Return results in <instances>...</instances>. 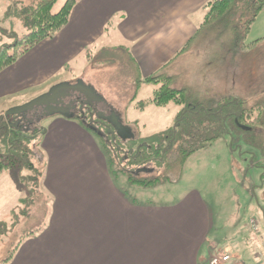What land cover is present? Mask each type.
<instances>
[{
  "label": "rangeland",
  "instance_id": "1",
  "mask_svg": "<svg viewBox=\"0 0 264 264\" xmlns=\"http://www.w3.org/2000/svg\"><path fill=\"white\" fill-rule=\"evenodd\" d=\"M24 1L0 0V48L2 45L13 44L14 38L27 33L26 26L15 12L16 9L22 8ZM65 1L57 0L52 12H57ZM100 5L103 9L114 12L103 27L105 33L100 37H97L98 35L93 37L95 39L93 45H89L83 52L80 51L79 56L73 60L66 63L64 60L67 57L60 54L63 52H59L58 47H49L45 44L35 55L25 54L15 63L0 71V73L3 71L6 73L2 79L0 78L1 92L9 87L7 83H13L26 72L31 73V71L38 70L45 65L46 57H53V62L47 66L53 68V74L50 76L52 80L41 89L28 87L18 89L22 91H11L13 93L9 97L3 95V100L0 102L4 104L3 115L8 110L29 103L43 95L47 90L49 91L48 85L69 81L74 83L83 76V79L94 83L96 89L103 95L106 106H108L107 102H111L120 111L117 113L121 124L124 120L126 121L129 126L128 130L138 136L137 143H148L151 148H154L165 143L166 137L171 134L170 130L175 135L176 131L179 132L182 126L194 119L198 120L197 125L202 121L198 113L189 116L185 114L186 106L192 104L215 111L217 105L210 101V98L221 96L249 99L253 91L239 89L240 86L232 80L231 72L234 73L237 70L232 65L213 63L212 67L199 74L200 60L207 61L204 54L207 46L204 40L198 39L199 41L193 44L188 53L174 60L164 69L166 75L175 77L174 84L171 85L173 89H185L189 92L190 103L185 105L169 103L163 107H156L152 104L143 105L140 108L139 106L133 107L132 104L151 99L154 87L146 84H142L139 89L135 87L134 67L128 59L127 50L122 46L125 44L123 38L125 33L115 32L113 29L115 27L118 29L121 24L128 23L127 9L122 8L118 11L112 3L107 1H102ZM99 9V4L96 8H92L91 2L80 8L71 28L65 32L64 39L76 36L81 29H90L91 22H97L101 18L98 14ZM201 13L203 17L206 10L201 9ZM251 26L252 30L244 39V44L264 37V8ZM120 30L123 29L120 28ZM86 34L83 33V35ZM50 40L53 41V39ZM86 50L92 53L90 58L85 54ZM8 53H12V50ZM215 54H218V50ZM39 72L41 71L37 74ZM10 88L14 87L10 86ZM253 102V100H248L247 109L242 111L245 112L243 117L248 116L249 118H244L242 123L234 120V124H253L257 112L260 111L250 107ZM183 115L184 120H182ZM238 115L240 116V113ZM76 120L83 126V130L72 128L71 121L59 114L40 118L37 123L35 121V127L40 128L41 133L38 132L35 141L29 144L32 151L30 155L32 167L23 166L21 169H12L0 177V228L3 227L5 231L4 236L0 237V262L15 247L19 246V240L33 236L47 224L49 196L43 189L44 174L53 171V165L56 163L71 162L83 151H94V145L107 155L109 170L115 176L114 181L119 184L133 185L135 190L130 193V199L138 203L167 202L182 192L196 189L202 193L211 206L213 217L224 231L232 224L235 228L242 221L253 218L259 225L258 234L264 241V158L262 156L264 149L258 143L262 132H246L244 135V133H234L231 129L229 132L215 130L209 135L216 134L217 139L206 143L205 146L187 157L184 164L173 163V168L169 169L167 164L170 162L166 158L162 165L157 166L160 169L155 165H143L147 168H156L153 173L134 174L128 172L132 170V167H130L131 163L125 161L124 155L119 152L113 153L110 142L103 132L92 129L84 120ZM197 125L192 127H198L197 134H199L202 130L201 124ZM67 137L68 142H64ZM202 137L198 136L195 140L199 142ZM179 146L176 143L172 146V150ZM153 157L160 158L157 154H153ZM154 178L159 179L160 182L150 184L149 182ZM3 229L0 231L2 232ZM250 243L252 247L253 244ZM24 245L23 241L19 250ZM222 253L225 251L219 249L211 257Z\"/></svg>",
  "mask_w": 264,
  "mask_h": 264
},
{
  "label": "crops",
  "instance_id": "2",
  "mask_svg": "<svg viewBox=\"0 0 264 264\" xmlns=\"http://www.w3.org/2000/svg\"><path fill=\"white\" fill-rule=\"evenodd\" d=\"M102 1L112 3L118 11L127 9L128 23L113 29L125 33L122 46L134 67L135 87L139 89L142 84L154 87L153 97L156 87L143 80L163 69L195 34L204 18L201 9L209 0H79L53 41L46 40L28 53L35 55L48 44L63 52L60 54L67 57L66 63L79 56L80 51L93 45V37L105 33L103 27L114 13L103 9ZM89 2L92 8L99 4L100 20L91 22L90 29H81L79 34L65 40V32L71 28L76 13ZM251 30L252 26L249 32ZM84 32L87 34L83 35ZM86 51L90 58L92 53ZM52 58L46 57L45 65L38 70L26 72L13 83H7L9 87L0 92V102L3 95L11 96V91L28 87L41 89L47 85L52 80L53 68L47 67L53 62ZM38 71L41 72L37 74ZM4 72L0 73L1 79ZM77 80L93 88L104 101L94 83L83 76ZM65 83L72 84L71 81ZM58 84L61 82L48 85L49 90ZM151 99L132 106L140 108L151 104ZM107 104L103 110L113 113L120 122V111L111 102ZM3 105L0 104V115L5 111ZM85 117L74 115L66 119L71 121L72 128L83 130L76 119ZM123 123L129 128L125 120ZM68 140L67 137L64 142ZM94 146V151H83L71 162L56 163L53 171L44 174L43 189L49 196L47 224L26 239L25 245L16 249L7 264H208L210 256L219 249L230 255L227 264H264V249H260L264 241L253 218L235 228L232 224L224 231L213 217L211 206L196 189L182 192L167 202L138 203L130 199V193L135 190L133 185L116 183L107 155ZM150 170L145 173L154 172ZM251 220L257 225L256 234L250 230ZM250 242L254 246L250 247Z\"/></svg>",
  "mask_w": 264,
  "mask_h": 264
},
{
  "label": "trees",
  "instance_id": "3",
  "mask_svg": "<svg viewBox=\"0 0 264 264\" xmlns=\"http://www.w3.org/2000/svg\"><path fill=\"white\" fill-rule=\"evenodd\" d=\"M78 1L66 0L60 9L53 13L52 9L57 0H25L22 8L16 9L15 12L26 26L27 33L14 38L13 44L1 46L0 71L16 62L42 41L53 39L67 24ZM203 8L206 13L195 34L163 69L161 68L155 74L143 80L145 83L156 87L150 103L157 107H163L169 103L175 105L190 103L189 92L185 89H173L171 85L174 84L175 77L166 75L164 69L170 66L174 60L188 53L198 39L204 40L207 46V51L204 52L207 61L200 60L199 74L216 63L225 64L226 66L230 64L237 69L234 73L231 72V76L232 80L240 86L239 89L253 92L249 95V99L233 96V98L221 96H216L214 99L210 98L209 100L217 105L215 111L192 104L186 106L185 114L188 116L196 113L201 115L202 121L199 122L201 132L197 134L198 127H192L197 125L196 122H198L197 119H194L190 123L185 122L187 125L182 126L183 128L179 132L176 131L175 135L170 130L171 134L166 137L163 145L151 148L148 143L134 141L127 148L128 151H132L129 152L131 156L138 154L137 163L139 166L149 164L157 167L160 164L162 165L166 158L170 162L167 164L169 169L173 168V163L176 165L178 163L184 164L187 157L205 146L206 143L217 139L218 135H209L210 132L215 130L219 132L227 130L229 132L231 129L234 133H244V135H246V132L260 131L262 133H260L258 143L264 149V47H262L264 38L248 45L243 43L255 18L264 8V0H209ZM260 44L261 46H258ZM247 48L249 51L246 52ZM9 50H12V53H8ZM216 50H218V54H215ZM255 98H259V100L256 101ZM248 100L254 101L250 106L252 109L260 110L257 112L256 119L253 124L249 125L234 124V120L242 123L244 118H249L248 116L243 117L245 112H242L247 109ZM9 118L11 117L5 118L3 114L0 115V175L10 169H21L23 166L32 167L30 163L32 151L29 144L35 141L38 132L41 133L40 128L35 127V125L30 126L26 131L10 127L9 122H7ZM182 120H184V115ZM227 121L229 122L228 125ZM198 136L202 137L199 142L195 140ZM176 143L180 146L172 150V146ZM165 147L166 149H164ZM153 154H157L160 158L153 157ZM262 156L264 158V152ZM152 169L156 168L152 167ZM159 182V179L154 178L149 183L157 184ZM0 229H3V227ZM4 233V229L2 232L0 231V237H3ZM28 238L19 240V246ZM17 248L15 247L0 264H7Z\"/></svg>",
  "mask_w": 264,
  "mask_h": 264
},
{
  "label": "flooded vegetation",
  "instance_id": "4",
  "mask_svg": "<svg viewBox=\"0 0 264 264\" xmlns=\"http://www.w3.org/2000/svg\"><path fill=\"white\" fill-rule=\"evenodd\" d=\"M71 85L75 86L76 84ZM79 91L84 90L80 86H77L76 88L66 87L63 90H59V92L54 95V103L49 104L48 109L45 106H41L37 107L38 109L35 108L32 112L24 114V119L20 120L18 127L21 126L22 130L26 131L27 128H30V126L32 127L35 125L34 123L38 118H41L44 115L48 114V110H58L69 116L75 113L74 115H76V117L85 115L86 118H84L85 120H83L88 122L89 127H92V129L98 130L105 134V138H107L108 142H110V148L114 151L113 153H121L122 155H124L125 161L131 163L130 167H132V170H124H127L128 172L134 174H140V172L144 173L146 171H151L150 169L152 168H147L143 167V165H138V154L131 156L130 153L132 151H128V145H131L134 143V141H137L135 135L133 136V138H127L129 136L128 131L124 128H117V121L113 118L112 113H108L107 110H103L105 104H103V102L101 103V101H99L96 95H83ZM100 113H103L104 118L99 117ZM17 121V118L15 119L14 117H11L9 118L8 124H14Z\"/></svg>",
  "mask_w": 264,
  "mask_h": 264
},
{
  "label": "water",
  "instance_id": "5",
  "mask_svg": "<svg viewBox=\"0 0 264 264\" xmlns=\"http://www.w3.org/2000/svg\"><path fill=\"white\" fill-rule=\"evenodd\" d=\"M72 84H76L75 86L74 85H71L70 83H61V84H58L54 87H52L47 93L43 94V95H40L39 97H37L36 99L30 101L29 103H26L24 105H21V106H18V107H14L10 110H8L5 114H4V117L5 118H8V117H14L15 119L17 118L18 121L15 122L14 124H9L10 127H13V128H17L19 130H22V127H18V124L20 122V120H23L24 119V114H27L29 112H32L35 108L37 107H41V106H45L47 109L49 108L48 105L49 104H52L54 103V95L59 92V90H63L64 88L66 87H70V88H76L77 86H80L84 91H79L81 92L83 95L85 94H88L89 96H91V94H94L97 96V98L99 99V101H101V103L103 102V104L105 103L101 97H99L93 90V88L91 87H88V86H85L81 80H77L75 81L74 83ZM80 93V94H81ZM38 109V108H37ZM79 112V110H78ZM56 114H59V115H62L63 117L65 118H72L73 115L69 116L61 111H58V110H55V111H49L48 110V114L44 115L43 117L41 118H44V117H47V116H51V115H56ZM113 115V113H112ZM99 117L100 118H104L103 117V113H100L99 114ZM113 118L117 121V128H124L125 130L128 131L129 133V136L127 138H133V135H131L130 131L128 130V128L124 127L122 124H121V121L119 122L118 118L113 116ZM40 118H38L36 120V123L38 122ZM91 119V118H90ZM243 129V127H241ZM110 133V132H109ZM111 134V133H110ZM126 138V137H124ZM123 138V139H124Z\"/></svg>",
  "mask_w": 264,
  "mask_h": 264
},
{
  "label": "built area",
  "instance_id": "6",
  "mask_svg": "<svg viewBox=\"0 0 264 264\" xmlns=\"http://www.w3.org/2000/svg\"><path fill=\"white\" fill-rule=\"evenodd\" d=\"M250 230L252 231V233H257L258 229H257V225H255L254 221L251 220L250 223ZM261 251L264 249V243L261 244L260 247ZM230 260V255H228L227 253H222L220 255L217 256H210V259L208 261V264H227Z\"/></svg>",
  "mask_w": 264,
  "mask_h": 264
}]
</instances>
